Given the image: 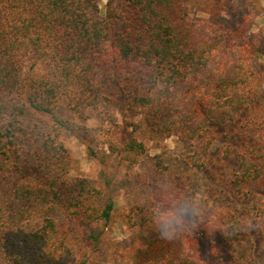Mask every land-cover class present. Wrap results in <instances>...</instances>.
<instances>
[{
    "label": "trees",
    "instance_id": "1",
    "mask_svg": "<svg viewBox=\"0 0 264 264\" xmlns=\"http://www.w3.org/2000/svg\"><path fill=\"white\" fill-rule=\"evenodd\" d=\"M219 8L204 9L214 15L205 23L190 17L188 0H0V264H107L103 230L114 202L90 178L68 176L61 135L88 129L57 109L64 104L87 120L88 110L110 96L123 120L110 125L98 149L89 135L86 149L101 162L115 155L128 170L146 151L132 133L142 127L193 141L187 164L202 168L218 127L240 121L218 161L230 170V185L251 199L264 245V89L254 70L264 68V26L227 29ZM27 111L51 117L35 149L18 128ZM156 165L163 180L133 171L126 178L137 196L127 220L154 234L129 251L128 264H213L199 259V228L169 241L153 227L149 209L161 187L190 188L167 179L160 160ZM251 187L257 191L249 196ZM211 210L229 249L225 264H256L237 214Z\"/></svg>",
    "mask_w": 264,
    "mask_h": 264
},
{
    "label": "rangeland",
    "instance_id": "2",
    "mask_svg": "<svg viewBox=\"0 0 264 264\" xmlns=\"http://www.w3.org/2000/svg\"><path fill=\"white\" fill-rule=\"evenodd\" d=\"M98 1L101 5L105 2V0ZM210 3L220 6L218 17L227 29L234 30L242 25L247 31L256 32L264 26V0H211L209 3L208 0H188L190 17L201 22L214 23L210 21L214 15L204 11ZM258 62L264 63L263 59H259ZM254 70L264 89V68L257 64ZM104 88L106 91L109 90L108 95L111 94L110 86L109 89L106 85ZM57 110L60 115L71 120L78 127L88 129L86 133L75 130L72 133L64 132L61 135L69 153L68 176L90 178L94 184L106 189L114 202L112 221L106 224L103 230L104 249L111 253L106 257L107 264H128L129 251L143 245L154 235L148 229L131 226L127 220V214L130 213L137 196L129 193L126 178L132 177L133 171L135 174H146L149 179L155 177L157 180H163L159 178L157 172L156 164L159 160L165 166L167 179H183L188 182L190 190L203 188L210 210L225 208L236 213L253 239L256 264H264V245L255 232V214L251 199L244 198L237 189L230 185L228 180L230 170L218 161L221 150L229 141L234 143L235 138L238 137L240 121L218 127L221 135L212 146L208 161L202 168L191 167L187 164L186 159L193 146V141L181 140L175 136L161 137L148 128L142 127L132 133L145 143L146 151L141 155L139 163L128 170L117 156L109 155L105 161L101 162L91 157L86 149L89 135L92 136L94 142L97 141L94 146L98 149L102 146L104 132L110 129V125L123 120L118 104L116 101L115 103L111 101V96L101 98L99 106L90 108L87 120L79 119L64 104L60 103ZM132 119L137 121L139 117H132ZM22 122L18 128L23 134L24 143L28 148L35 149L39 141L37 132L51 122V117L43 112L27 111ZM127 129L131 130V127ZM256 191V187H251L249 196ZM56 217L60 218V222L66 223L62 215ZM247 219L252 220L251 225L245 223ZM196 236L200 260L213 264H225L228 261L229 249L215 231L209 235L205 227H199Z\"/></svg>",
    "mask_w": 264,
    "mask_h": 264
},
{
    "label": "clouds",
    "instance_id": "3",
    "mask_svg": "<svg viewBox=\"0 0 264 264\" xmlns=\"http://www.w3.org/2000/svg\"><path fill=\"white\" fill-rule=\"evenodd\" d=\"M149 213L153 227L164 240L191 237L200 224H204L209 235L217 228L216 213L208 208L203 188L180 190L171 185L161 187L159 195L151 199ZM245 223L251 225L252 220L247 219Z\"/></svg>",
    "mask_w": 264,
    "mask_h": 264
}]
</instances>
